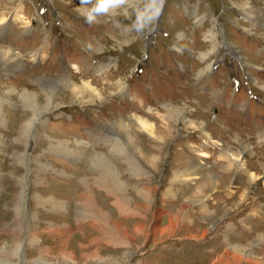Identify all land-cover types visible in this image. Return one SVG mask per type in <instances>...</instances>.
<instances>
[{
    "label": "rangeland",
    "instance_id": "rangeland-1",
    "mask_svg": "<svg viewBox=\"0 0 264 264\" xmlns=\"http://www.w3.org/2000/svg\"><path fill=\"white\" fill-rule=\"evenodd\" d=\"M4 1L0 264H264V0Z\"/></svg>",
    "mask_w": 264,
    "mask_h": 264
},
{
    "label": "bare ground",
    "instance_id": "bare-ground-1",
    "mask_svg": "<svg viewBox=\"0 0 264 264\" xmlns=\"http://www.w3.org/2000/svg\"><path fill=\"white\" fill-rule=\"evenodd\" d=\"M4 49V51H3V53H2V51H1V53L2 54H0V59H2V61L1 62H3L2 64H4V66L5 65H12L13 67H17L18 66V64L20 63H18V61H19V58L20 57H18L17 55H16V53L13 51V50H11L10 48H3ZM20 66V65H19ZM18 66V67H19ZM21 66H23L22 64H21ZM6 67V66H5ZM242 67V66H241ZM10 68V67H9ZM11 69V68H10ZM242 69H244L243 67H242ZM245 74L247 75V73L245 72ZM64 80H66V79H64ZM69 81V80H68ZM68 81H66V82H68ZM68 84V83H67ZM4 87V86H3ZM9 91V90H8ZM3 93H4V91H3ZM6 94H7V92H6ZM28 94V93H27ZM26 94V95H27ZM8 96V95H7ZM29 96H31L30 95V93L26 96V98H29ZM5 94L3 95L2 94V96H0V106H1V104L2 105H6V103L3 101V99H5ZM25 100V99H24ZM29 101V100H28ZM5 108V107H4ZM135 123H136V125L138 124L139 125V128H141V129H143V130H150V129H152V127H153V125H152V123H150L147 119H144V118H142V117H139V116H137L136 117V120H135ZM115 129L117 130V136H118V140H117V143H116V146H117V148H119V150H120V154H123V155H126L125 154V152L123 151V150H121L122 149V146H123V140H124V137H123V134L124 133H126V135L128 134V131H127V129H130L129 128V126L128 125H126L125 124V122L122 120L121 122H117L116 124H115ZM116 133V132H115ZM126 137V136H125ZM119 139L120 140H122V141H119ZM128 141H130V137H128ZM125 143H126V141H125ZM127 144V143H126ZM125 145V144H124ZM128 145V144H127ZM124 148V147H123ZM128 149H129V147H127ZM126 148V149H127ZM131 151V150H130ZM128 154V153H127ZM233 154V156H231V157H229V159H228V161H230V160H232V161H234L235 163H240V157L238 158V157H236V153H232ZM82 155V154H81ZM238 155V154H237ZM102 156H103V154H102ZM105 156V155H104ZM96 157V156H95ZM100 157V156H99ZM106 159V158H105ZM105 159L103 160L102 158H101V161L104 163V164H106V163H108L109 164V162H107V161H105ZM100 161V162H101ZM109 161V160H108ZM96 163V162H95ZM260 163V162H259ZM102 164V163H101ZM111 164V163H110ZM234 164V163H233ZM232 165V164H231ZM236 165V164H235ZM103 165H101V167H102ZM233 166V165H232ZM263 168H264V164L263 165H261ZM201 167V164L200 163H193V165L191 166V169L192 170H194V171H197L199 168ZM240 167V165L238 166V170L240 169L239 168ZM202 168V167H201ZM231 168V167H230ZM102 169H103V171L105 172L106 171V169L104 168V167H102ZM116 169V168H115ZM190 169V170H191ZM229 171V170H228ZM240 171H241V169H240ZM245 171H246V173H250L249 171H247L246 169H245ZM107 173V172H106ZM180 173H182V172H180ZM194 173L195 172H193V171H191V172H189L188 171V169H186V170H184V172H183V174L185 175H189V176H192V175H194ZM228 173V172H227ZM231 173V172H230ZM110 174H111V172H110ZM107 176H109L108 174H106ZM196 175V174H195ZM228 175V174H227ZM209 176H211V175H209ZM251 176H252V178H253V180H254V178H255V175L254 174H251ZM102 177V176H101ZM102 179H105V178H102ZM111 179V178H110ZM109 179V180H110ZM106 180V179H105ZM105 180H103V181H105ZM115 181V180H114ZM107 182V181H106ZM109 182H111V181H109ZM117 183V182H116ZM110 185H111V183H109ZM124 184V183H123ZM108 185V184H107ZM113 185V184H112ZM87 186V185H86ZM101 186V185H100ZM125 186V185H124ZM89 187H91V186H89ZM117 187H118V185H117ZM119 187H121V186H119ZM123 187V186H122ZM114 188V187H113ZM122 190V189H121ZM83 191V190H82ZM90 192V191H89ZM92 193V192H91ZM89 196V195H88ZM93 198V197H92ZM89 199V198H88ZM91 199V198H90ZM95 199V198H94ZM89 201V200H88ZM92 205H95L96 203L93 201V202H91V201H89ZM87 203V202H86ZM83 205V204H82ZM86 205V204H85ZM83 207V206H82ZM85 207V206H84ZM95 207V206H94ZM87 208H89L88 206H87ZM86 209V208H85ZM90 210H92V209H90ZM95 211V210H94ZM84 213V212H83ZM102 216V215H101ZM103 217V216H102ZM104 220V219H103Z\"/></svg>",
    "mask_w": 264,
    "mask_h": 264
},
{
    "label": "clouds",
    "instance_id": "clouds-1",
    "mask_svg": "<svg viewBox=\"0 0 264 264\" xmlns=\"http://www.w3.org/2000/svg\"><path fill=\"white\" fill-rule=\"evenodd\" d=\"M82 4H88L85 15L86 22L92 23L98 16L108 14L116 8L122 0H81Z\"/></svg>",
    "mask_w": 264,
    "mask_h": 264
},
{
    "label": "crops",
    "instance_id": "crops-1",
    "mask_svg": "<svg viewBox=\"0 0 264 264\" xmlns=\"http://www.w3.org/2000/svg\"><path fill=\"white\" fill-rule=\"evenodd\" d=\"M111 145H112V144H111ZM102 146H103V145H102ZM112 148H114L115 150H118V149H119V148H117V147H114L113 145H112ZM105 149H106V148H105ZM102 151H104V150H102ZM96 169H97V168H96L95 166H93V165L90 167V170H91V171L93 170L95 173H97V172H96Z\"/></svg>",
    "mask_w": 264,
    "mask_h": 264
}]
</instances>
